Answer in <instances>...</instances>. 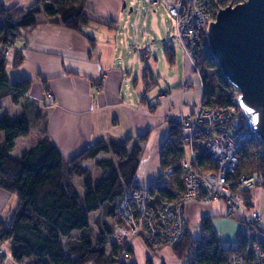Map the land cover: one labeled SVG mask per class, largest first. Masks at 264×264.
<instances>
[{"label":"crops","instance_id":"0c3cea01","mask_svg":"<svg viewBox=\"0 0 264 264\" xmlns=\"http://www.w3.org/2000/svg\"><path fill=\"white\" fill-rule=\"evenodd\" d=\"M127 1L86 0L90 21L80 31L50 21L40 13L39 23L25 33V38L16 40L15 49L5 58L7 78L10 82L30 79L32 83L17 104L9 96L0 99V117H22L31 124L29 133L15 140L11 151L14 158H20L40 140L43 123L66 160L98 141L123 146L130 137L128 153L134 146L141 150L133 183L143 188L158 179L160 147L168 134L169 117L190 114L202 101L203 86L178 38L181 50L170 39L173 30L158 22L157 11L144 9L145 14H135L131 4L136 0ZM35 2L0 0V5L26 9ZM159 16L166 20L164 14ZM167 45L173 50L171 61L164 51ZM16 52L22 54V62L13 67ZM47 92L53 94L54 104L44 108L42 100ZM38 114L42 120L36 121ZM137 136H144L141 143H137ZM109 159V154L101 152L83 162L94 185L111 171L97 167L95 161ZM74 183L84 194L83 178ZM250 198L261 212L260 226L264 228V189L253 188ZM16 205L15 195L0 186V222L11 218ZM90 217L95 234L96 220L115 226L112 219L101 217L98 211L90 213ZM205 217L223 246L237 245L239 219L225 216L220 201L207 205L189 202L184 206L185 232L191 239H204L201 220ZM1 245L9 255L3 264H23L12 259L8 242ZM129 247L135 264L188 263L168 244H149L144 233L134 238Z\"/></svg>","mask_w":264,"mask_h":264},{"label":"trees","instance_id":"16d2710c","mask_svg":"<svg viewBox=\"0 0 264 264\" xmlns=\"http://www.w3.org/2000/svg\"><path fill=\"white\" fill-rule=\"evenodd\" d=\"M230 1L235 4L243 0ZM85 2L74 0L52 4L36 0L26 9L0 5V44L6 40L15 43L25 38V33L39 23L37 15L40 13H44L50 21L80 31L90 21ZM164 51L171 61L174 56L172 47L167 45ZM21 62L22 54L16 52L12 66L17 67ZM196 72L203 86V103L230 102V84L208 49L203 29L199 33ZM31 83L30 79L10 82L6 75V60L0 54V99L9 96L17 104L25 98ZM39 120L42 119L38 114L36 121ZM30 125L29 120L22 117H0V131L3 133L0 141V186L17 199L8 226L7 222H0V242L10 244L12 259L23 264H135L129 245L117 244L109 237L116 225L123 224L118 211L120 201L127 192L137 187L133 181L139 165V146H134L128 153L126 145L132 140L130 137L124 140L123 146L98 141L66 160L41 123L40 140L20 158H14L11 151L15 140L26 136ZM143 138L137 136V143H141ZM181 144L180 126L170 120L168 134L160 147L159 162L161 169L170 167L174 174L165 181L158 178L147 186L155 204L169 201L183 192V171L179 164ZM254 147L251 141L242 146L233 178L239 174L260 173L261 187L264 189V153H255ZM101 152L109 154L110 159L96 160L95 165L111 171L94 185L90 173L82 164ZM204 161L208 159L201 156L200 162ZM81 177L84 188L82 195L74 183ZM243 196L250 205L249 191H243ZM97 211L101 217L112 219L115 226L96 220L95 234L90 213ZM201 227L204 239L195 241L185 232L183 239L173 246L175 253L186 259L187 264H226L230 253L240 248L241 236L237 247H226L211 230L208 217L202 218Z\"/></svg>","mask_w":264,"mask_h":264},{"label":"built area","instance_id":"2783aa9c","mask_svg":"<svg viewBox=\"0 0 264 264\" xmlns=\"http://www.w3.org/2000/svg\"><path fill=\"white\" fill-rule=\"evenodd\" d=\"M46 3H69L74 0H44ZM152 5H163L176 27V36L196 72L199 33L206 32L219 9L234 5L230 0H142ZM14 42L0 44V54L6 58L13 51ZM230 102L225 104H196L188 115H174L181 131L182 156L179 164L183 171L184 189L181 194L155 204L147 187H136L125 194L118 205L123 224L116 225L110 234L113 242L128 246L134 238L144 233L151 245H177L185 234L184 206L189 202L224 204V215L239 219L240 248L233 250L226 264H264V228L260 226L261 212L250 205L243 191L260 187L262 175L239 174L238 152L246 142L254 144V152L264 153V144L250 129L246 114L238 102L239 90L230 84ZM43 107L54 104V96L47 92ZM208 159L200 162V157ZM174 174L167 167L159 171L165 181ZM10 220V219H9ZM9 220L6 223L8 226ZM238 244V243H237ZM237 247V246H236ZM125 254V253H124ZM9 255L0 242V264ZM186 263V261H185Z\"/></svg>","mask_w":264,"mask_h":264},{"label":"water","instance_id":"95a60500","mask_svg":"<svg viewBox=\"0 0 264 264\" xmlns=\"http://www.w3.org/2000/svg\"><path fill=\"white\" fill-rule=\"evenodd\" d=\"M205 33L221 73L239 90L250 129L264 144V0L219 9Z\"/></svg>","mask_w":264,"mask_h":264},{"label":"rangeland","instance_id":"374dc122","mask_svg":"<svg viewBox=\"0 0 264 264\" xmlns=\"http://www.w3.org/2000/svg\"><path fill=\"white\" fill-rule=\"evenodd\" d=\"M129 2V0L127 1V3ZM128 7H130V4H127ZM152 5V4H150ZM131 6L136 9V11H134V13L136 14L137 12H141V14H145L144 9H150L151 11L156 10L158 13V22L162 23L164 27H167L170 30H173V34H169V37L171 40H174V43L176 44V46L178 47L179 50H181L177 39H176V27H175V23L173 21V19L169 16L166 8L163 5H154V6H149L147 5V3H144L142 0H136V2H133L131 4ZM164 14L165 19L166 20H162L160 19V14ZM134 21V20H133ZM148 22V21H147ZM162 41V40H160ZM53 95V94H52ZM261 187V186H260ZM140 188V187H139ZM226 216V215H225ZM235 219V218H233ZM236 220V219H235ZM238 221V220H237ZM240 223V222H239Z\"/></svg>","mask_w":264,"mask_h":264},{"label":"bare ground","instance_id":"6f19581e","mask_svg":"<svg viewBox=\"0 0 264 264\" xmlns=\"http://www.w3.org/2000/svg\"><path fill=\"white\" fill-rule=\"evenodd\" d=\"M139 188V187H138ZM152 246H158V245H152ZM188 261H186V263H187Z\"/></svg>","mask_w":264,"mask_h":264}]
</instances>
